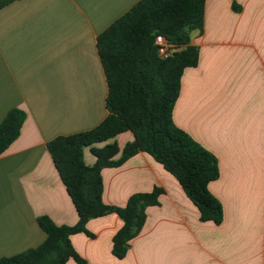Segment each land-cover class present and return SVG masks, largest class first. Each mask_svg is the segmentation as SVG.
Instances as JSON below:
<instances>
[{
	"label": "crops",
	"instance_id": "obj_1",
	"mask_svg": "<svg viewBox=\"0 0 264 264\" xmlns=\"http://www.w3.org/2000/svg\"><path fill=\"white\" fill-rule=\"evenodd\" d=\"M139 1L18 0L0 9V122L13 108L25 113L19 136L0 155V259L44 242L39 217L77 223L46 144L106 117L96 38ZM190 45L198 63L183 71L172 119L217 160L208 191L222 206V222H200L177 181L139 152L102 170V202L124 207L131 195L159 188L158 204L145 209L123 259L111 253L119 217L89 220L92 237H70L89 264H264V0H206L202 31ZM132 141L124 132L94 147L115 143L118 159ZM83 160L94 164L90 148Z\"/></svg>",
	"mask_w": 264,
	"mask_h": 264
},
{
	"label": "trees",
	"instance_id": "obj_2",
	"mask_svg": "<svg viewBox=\"0 0 264 264\" xmlns=\"http://www.w3.org/2000/svg\"><path fill=\"white\" fill-rule=\"evenodd\" d=\"M15 1L0 0V9ZM205 1L140 0L97 36V54L107 85V115L90 130L58 136L46 144L78 221L74 226H57L47 217L37 218L46 234L44 242L1 258L0 264H66L68 260L89 264L76 253L70 237L79 233L92 237L87 222L109 214L122 222L112 237L111 253L123 259L129 242L144 224L145 209L158 204L162 190L135 193L124 207L106 205L102 202L101 172L120 166L139 152L151 156L177 181L196 207L200 222H222V206L208 191V184L219 175L217 160L172 119L183 71L198 63V50L190 45V36L202 31ZM232 10L240 8L233 4ZM157 35L183 50L166 59L159 57L153 43ZM24 120L25 113L13 108L0 122V155L17 139ZM124 132H130L133 141L123 147L118 159L115 143L94 147ZM86 148L95 158L92 166L83 160Z\"/></svg>",
	"mask_w": 264,
	"mask_h": 264
},
{
	"label": "built area",
	"instance_id": "obj_3",
	"mask_svg": "<svg viewBox=\"0 0 264 264\" xmlns=\"http://www.w3.org/2000/svg\"><path fill=\"white\" fill-rule=\"evenodd\" d=\"M154 46L157 48V53L161 58L172 57L175 53L183 50V46L174 45L169 42L165 37L157 35L154 38ZM264 67V65H263Z\"/></svg>",
	"mask_w": 264,
	"mask_h": 264
}]
</instances>
